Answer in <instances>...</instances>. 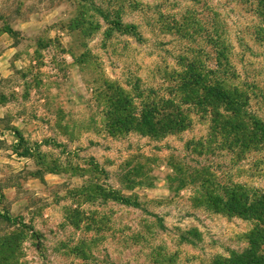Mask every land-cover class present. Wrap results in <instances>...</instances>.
Wrapping results in <instances>:
<instances>
[{"label":"rangeland","instance_id":"obj_1","mask_svg":"<svg viewBox=\"0 0 264 264\" xmlns=\"http://www.w3.org/2000/svg\"><path fill=\"white\" fill-rule=\"evenodd\" d=\"M9 43L0 262L226 264L249 247L255 220L208 193L264 189L259 0H0Z\"/></svg>","mask_w":264,"mask_h":264},{"label":"trees","instance_id":"obj_2","mask_svg":"<svg viewBox=\"0 0 264 264\" xmlns=\"http://www.w3.org/2000/svg\"><path fill=\"white\" fill-rule=\"evenodd\" d=\"M259 2L264 8V0H259ZM238 127L240 128V125L237 123L232 126L235 129ZM258 137L264 141V132ZM19 138L21 139V136ZM225 195L227 198L222 199L215 198L208 193L210 199H215L216 205L221 204L224 206L223 209L251 218L256 222L255 228L248 235L249 247L226 264H264V189L235 184L225 189ZM6 218L7 220L14 219L7 214ZM4 263L6 264V262H0V264Z\"/></svg>","mask_w":264,"mask_h":264},{"label":"crops","instance_id":"obj_3","mask_svg":"<svg viewBox=\"0 0 264 264\" xmlns=\"http://www.w3.org/2000/svg\"><path fill=\"white\" fill-rule=\"evenodd\" d=\"M4 34H6V33H3L2 35H4ZM15 50H16V47L11 43H9V44H7L1 48V51H0V72L7 71V68L9 67V65L11 66L10 62H12L15 58V56H14ZM1 106L2 105L0 104V107ZM0 109H4V107L2 106ZM0 117H2V116H0ZM10 132L15 133L18 137L20 136L18 128L11 129Z\"/></svg>","mask_w":264,"mask_h":264}]
</instances>
